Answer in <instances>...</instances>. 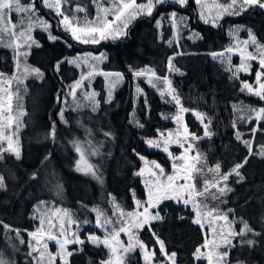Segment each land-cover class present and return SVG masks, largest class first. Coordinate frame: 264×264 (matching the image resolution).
<instances>
[{
  "label": "trees",
  "instance_id": "16d2710c",
  "mask_svg": "<svg viewBox=\"0 0 264 264\" xmlns=\"http://www.w3.org/2000/svg\"><path fill=\"white\" fill-rule=\"evenodd\" d=\"M35 2L39 15L51 23L57 39L51 41L47 36L37 34L40 45L32 50L30 62L44 74V79L34 82L38 87L30 88L33 93L28 98L33 97L35 105L29 104L24 120L18 121L20 159L4 152L0 161V175L5 177L6 185L0 188V258L5 264H36V253L29 255L31 239L28 233L37 231L39 227V220L34 217H37L36 210L41 202L54 201L68 209L80 224L82 216L90 221L89 226H82L81 237L87 240L89 233L96 232V214L92 208L109 209L110 204L115 203L123 211L132 212L137 201L146 202L148 194L142 178L136 175L143 167L140 156L157 161L167 172L170 170L168 155L152 149L147 142L156 139L159 133L175 128L172 115L178 106L168 97L161 96L156 87L142 80L139 83L144 94L137 98L134 71L151 69L157 78L171 79L181 104L189 109L186 123L190 133L201 137L193 140L203 159L201 166L215 169L219 164L222 175L242 163L248 155V148L236 138L237 131L244 140L252 137L254 153L262 151L264 130L256 131L253 136L251 129L256 121L248 122V114L251 108L264 107V101L241 91L242 81H252L253 74H239L237 79L211 54L224 52L230 47L227 31L236 24L244 25L257 42L264 45V10L252 8L238 17H225L213 27L201 20L195 0H189L184 8L166 3L156 6L151 16L135 19L125 37L84 45L62 29L58 17L44 7L41 0ZM75 5L85 7L92 15V0H70V4L65 6L69 15ZM172 11H177V17L183 16L187 20L186 30L177 32L170 19ZM90 52L102 54L105 58L101 67L103 72L120 73L124 75L125 82L109 100L104 81L98 78L93 89L95 102L83 104L84 101L79 100L76 105L68 98V91L70 93V86L81 73L77 67L69 66L67 60ZM170 57H174V70L171 71L168 65ZM57 61H64L58 72L54 70ZM14 69L13 52L0 46V73L11 75ZM13 88L17 89L14 85ZM21 95H24L23 91ZM65 98L70 100L69 109L64 107ZM238 108L245 111L243 119L239 117ZM192 112L206 118L211 138L204 137L203 128ZM106 132L110 135L106 136ZM74 142L81 148L86 147L89 151L92 148L96 152L95 155L90 154L89 160L101 179L91 173L77 171L80 154L76 152ZM239 171L243 179L230 176L225 183L231 191L226 190L221 196L218 194L219 198L211 200L212 205L228 216L237 231L242 227L240 220L243 218L256 231L264 233V158L253 154ZM203 173L195 180L198 183L211 181V171ZM159 209H164V220L152 221L151 225L164 241L166 249L176 253L177 264H196L195 250L204 244L206 237L203 230L192 223L194 213L189 207L171 200L161 203L156 211ZM110 214L112 216V212ZM250 238L260 242L253 249L232 248L229 256L232 264L237 259H246L250 264H264V239ZM137 239L156 249L159 247L147 226L138 232ZM71 249L75 252L69 258V264H101L109 258L108 249L101 245L75 244ZM78 249L82 250L76 251ZM124 262L144 264L143 254L140 250L129 252Z\"/></svg>",
  "mask_w": 264,
  "mask_h": 264
},
{
  "label": "snow or ice",
  "instance_id": "6c2138e0",
  "mask_svg": "<svg viewBox=\"0 0 264 264\" xmlns=\"http://www.w3.org/2000/svg\"><path fill=\"white\" fill-rule=\"evenodd\" d=\"M93 3H97V0H92ZM41 3L44 7L52 10L55 12L57 16L61 17L59 21L62 25H64L67 31H70L72 38L77 40L80 43H93L97 44L103 39L109 38V36H116L118 34H124L123 29L127 28V23L130 19H134L138 15H152L154 8L158 5H163L166 3H174L178 5L180 8H184L188 5L189 0H146L145 3H137L136 0H112V4L110 6H102L97 3V8L102 9L104 12V16H100L97 14L91 20H88L85 26L74 25L73 21L78 19L75 16H70L66 14V9L64 6L70 4V0H41ZM195 3L198 6H202V0H195ZM217 7L223 9V11L229 15H240L242 12L248 11L250 8H258L264 10V0H228L226 4H219ZM74 10L76 12H86V8L80 5H75ZM38 11L35 0H28L27 3H23L22 0H0V34L7 35L9 37L7 41V46L13 48L15 50V58L16 64L19 66V59L20 55L27 56V52L21 53L19 48L21 44L18 42V38L24 37L26 31H30L32 25L29 24L27 29H23V18L27 17L31 20V15ZM13 13H16L21 16V30L16 31L18 25L13 20ZM111 15L112 19H107V16ZM200 18L204 20L205 23H208V19L206 18L205 14L201 12ZM170 19L173 21V25L175 26L177 20V11H172L170 15ZM181 20L184 18L181 17ZM44 24L45 30L49 27L46 23ZM159 24V21H157ZM215 26V22H213ZM115 26V27H114ZM51 39H56V37H50ZM28 40H31L32 37L29 35L27 37ZM171 43V42H169ZM38 46V45H37ZM30 47V45H29ZM228 52H232V49H227ZM223 56V53L219 54ZM174 57H170L168 61L169 70H174L172 66V59ZM257 59L256 56L252 55L251 53L244 56L242 54V62L237 67V73L239 72H247L250 69V65L247 64L245 61L255 60ZM64 61H57L54 65V70L59 71L60 64ZM75 61H73L74 63ZM259 67L260 71L255 73V83L257 86H253L249 84L247 81H242V88L241 91H246L249 95L258 97L260 101H264V49L261 50V55L259 58ZM26 71L35 72L38 76H42L43 74L39 71V69H25ZM146 73H151V75H155L151 69H145L143 71H134L133 75L135 77L144 76ZM106 76L115 75L117 77L116 80L110 82V87H114L115 84L122 79L120 73L110 74V73H103ZM92 73H89L88 76H91ZM234 75H236L234 73ZM15 76L12 77H5L3 73H0V85H3V94L0 95V140H7V147L0 146V154L6 151H11L16 159H20V152L19 149H13V136L15 132L10 131L13 125V96L15 95L14 92L10 91L12 80L15 79ZM236 78L239 79V76L236 75ZM77 81L74 85L70 86V94L73 96L75 95V91L77 88L81 86L82 80ZM162 80L164 83L168 85L169 94L171 95V99L175 102L178 106V112L175 115L174 119L177 125H181L183 121L182 113L189 111L181 104L180 98L175 94V90L171 89V84L167 80V77H160L158 78ZM148 83L151 84L153 87L156 85L153 83L151 79L148 80ZM137 93H140L142 90L139 86L136 88ZM165 93L161 91V96ZM95 93H92L89 99H93L95 97ZM109 99H111V91L109 92ZM95 102V101H94ZM95 110V108L93 109ZM249 122L251 120H255L256 124L251 129V132L254 136L255 132L258 130H264V125H261V121H264V107L259 108H251L249 109ZM197 119L204 124V137L211 138L212 133L208 130V124L205 123V117L202 114L196 113ZM60 117L63 120V112L60 113ZM210 123V121H209ZM141 127L143 125H140ZM235 127V124L233 125ZM19 130V124L17 123L16 131ZM52 135H55V127L53 126ZM106 136L110 135V133H105ZM182 137V138H181ZM236 138L241 140V142L248 148V155L245 157L242 163L236 164L230 172L220 174V165L217 164L215 166V173L218 177L215 181H205L203 190L196 189L195 186V179L196 177L192 176L193 171H202L201 169H197L195 167L196 163H199L202 159L199 153H196L195 156L190 157L188 154L192 151V143L191 140H198L201 137L196 136L194 133H190L187 126H183V132L181 133L179 130L173 133H159V138L156 140H149L148 146L161 148L166 153H168L169 157L172 158L174 161L179 160L182 161L180 164H173V172L174 174L168 175L166 182L161 181L160 177L164 175V169L153 162L154 169L157 171H151V175L156 177V180L153 182V186L149 187L148 189V200L146 202L147 206H144L142 213H128L127 217H135V220L131 226H134L137 229L144 228L145 226L148 227L149 231L151 232L152 237L154 238L155 244L158 245V249L155 247L149 246L145 244L143 241L137 240L136 246L138 247L142 254L144 264H176V253L169 252L166 249L164 241L160 238L159 234L155 231L149 221H163L164 216L162 213L164 209H159L154 213H149V206H158L159 204L163 203L165 200H173L177 204H183L185 208H188L191 205V211L195 214L192 223L199 225L201 229L205 227V221H208V224L211 228L213 233L216 232L215 227H211L212 223L216 220H224L229 223V227L227 230V234L225 235L224 232H220V235L223 238L224 244V251H219L220 245L216 243L214 239L209 240L205 239L203 245L198 247L195 250L194 258L199 260L203 258L207 261V264H232L229 260L230 250L232 248H236L237 246L246 247L248 249H253L260 241L251 239L250 236L254 237H261L264 239V233L256 231L254 227H251L249 223L243 218H241L240 222L242 227L237 231L232 227V222H229L228 216L225 214L223 216L214 215L215 209H207L206 205H203L201 201L196 199V197L204 196L205 194H211L213 198H215V194L211 193V188H216L217 192L220 195H224L228 186L226 181H228L229 177L235 175L240 177L242 180L243 177L240 173V169L244 167L245 164L248 163V159L253 155H260L264 158V146H262V151L260 153L253 152V144H252V137L247 140L242 138V135L239 131L236 132ZM181 146L185 148V152L180 156H174L173 153L169 152L168 145L173 142V140ZM74 147L77 153L80 154V159L77 161V171H85L86 173H91L97 179H101L100 176L94 171V167L91 164L85 162V166L81 168V162L85 160L84 152L80 144L74 142ZM92 155H95L96 152H92ZM139 155V154H137ZM141 160H144L143 156L139 157ZM195 161V163H189V160ZM147 163V161H145ZM209 171H213V169H209ZM144 170H141L136 173V175L141 176L143 175ZM178 175L180 179H184V184H177L176 181L178 179ZM35 179V175L32 177ZM191 180L193 183H188ZM239 182V181H238ZM223 184V186H221ZM5 177L0 175V188H5ZM43 203V202H41ZM139 201L137 204L139 205ZM232 211V210H230ZM97 220L96 226L98 228H105L106 224L110 223L111 221L104 220L103 222L100 220V216L102 213H99L97 210ZM68 213L66 211H61L60 209H56L52 216L48 217L47 219L43 216L34 217L39 219V227L35 232H29L28 235L35 240L36 245L42 244V237H46L48 241H55L58 245V252L56 254L48 253V264H55L56 257L59 256L61 264H69L68 257L73 255V251H69L66 248V245L69 243L73 244H80L83 245L85 243H92L97 246L103 244L105 247H108L112 253V257L108 261H101V264H123L124 262V255L129 251H134L135 248L132 244L124 245L122 242L118 241V236L121 232H128V228L121 226L118 229H113L112 232L106 236L104 239H101L99 236L89 233L87 240L80 239L79 236H76L73 233V239H67V228L72 224L76 223L72 221L70 218L65 222L64 217H67ZM120 216L124 217L125 214L123 210L120 211ZM55 219H54V218ZM181 220L184 219L183 216L180 217ZM85 224L90 223V221L85 220ZM7 228V225H4ZM79 226L77 225V230ZM55 230V231H54ZM63 237V239H61ZM131 238V237H130ZM116 241L119 245V248L113 247L109 241ZM21 243H25V241L21 240ZM28 247L31 249L29 255H32L33 252L37 253V256L34 257L36 260V264H43V260L45 257V250L47 249V243L44 242L42 244V248L35 247L31 243L28 244ZM202 249H206L207 251L204 252ZM82 249H78L79 251ZM0 264H5L3 258H0ZM235 264H250V262L246 259H237Z\"/></svg>",
  "mask_w": 264,
  "mask_h": 264
},
{
  "label": "rangeland",
  "instance_id": "374dc122",
  "mask_svg": "<svg viewBox=\"0 0 264 264\" xmlns=\"http://www.w3.org/2000/svg\"><path fill=\"white\" fill-rule=\"evenodd\" d=\"M22 2L23 3H27L28 0H22ZM136 2L137 3H145L146 0H136ZM227 2H228V0H202V6H198L197 5L198 10H199V15L201 14V12H203L205 14L206 18L208 19V23H205L204 20H202V19L201 20L205 24H208L210 26L216 27V26L219 25V23L225 17H229V16L238 17L239 15H229V14L225 13L223 11V9L217 7V5L226 4ZM97 3L102 5V6H110L112 4V0H97ZM97 3H93V13H92V15H90L87 11L86 12H76L75 10H73L72 13L70 14V16H75V17L78 18V19L73 21V24L74 25H79V26H85L87 21L93 19L94 17H96L97 14H99L100 16L103 17L104 16V12L102 11V9L97 8ZM64 8H65V6H64ZM249 10H252V8H250ZM52 12L55 14L54 11H52ZM242 13H244V12H242ZM66 14H68L67 11H66ZM12 15H13V20L18 25V27L16 29V31L18 32V31L21 30V25H20L21 16L16 14V13H13ZM140 16H149V15H138L134 19H130L128 21V23H127V28L123 29V33L124 34H118V35H116L114 37L113 36H109V38L103 39L97 44H100L101 42L106 41V40H119V39L125 37L127 29L130 26V24L135 19H137ZM57 17H58V19L60 21L61 17L60 16H57ZM180 18L181 17H177L176 24L174 26L176 28L177 32H179L180 29L186 30L185 26H187V20L184 17H183L184 18L183 20H181ZM107 19L111 20L112 16L108 15ZM41 21L46 23L47 25H49L47 30H45L44 24H42ZM213 22H215V26H214ZM29 24L32 25L31 30L30 31H26V34H25L24 37L18 38V42L21 44V47L19 48V51L21 53H24L25 51L28 53L27 56L20 55L18 57V59L20 61L19 66H17V64H16L15 50L13 48H10V47L7 46V41L9 39V37L7 35L0 34V46H1V48L10 49L13 52V54H14L15 69L13 71V74L10 75L9 73H4V72H3V74H4L5 77H12V76L16 77L15 79L12 80L11 87H10V91L15 93V95L13 96V109H14L13 116H14V119H13L12 129L10 131L15 132V135L13 136V149L18 148L20 153H21V150H20V140H21V138H20L19 132L17 131L18 133H16L15 126H17L18 121L22 122L24 120L23 117H25V115H26L25 112H27V106L29 104H30V106L35 105L33 97L32 98H28V96L33 93V91L30 88L33 89V87H38V86H34V82H42L43 79H44V74L41 71L40 72L43 75L42 76H38L35 72L26 71L25 69H37L30 62V56H31L32 50L35 47H38L40 45L39 44V39L37 38V34L41 33V34L47 36L48 39L51 40V41H55L57 39V37L53 34V28H52L51 23L46 18H44L43 16L39 15L38 11L31 15V20H29L27 17L23 18L22 28L23 29H27ZM158 25L160 26V22H159ZM61 27H62V29L64 31H66L68 34L71 35L70 31H67L65 29L64 25L61 24ZM227 32H228V36L231 39V44H230L229 48L232 49V52H228L227 49H229V48H227L224 52H220V53H223V56H220L219 55L220 53L211 54V56L213 58H215L217 61H220L221 64L222 63L225 64L226 69L228 71L232 72L233 74L234 73L236 75L243 74V75H247V76H251L253 74V80L252 81L249 80L247 82L249 84L253 85V86H257L258 87V85H256V83H255V73L261 70L260 67H259V58H260V55H261V50L264 49V45H261L260 43H258L257 40L255 39V37L253 36L252 32L248 28H246L244 25H242V24L231 25L228 28ZM29 35L32 37L31 40L27 39V37ZM50 37H56V39H51ZM75 41H77V40H75ZM81 44H84V43H81ZM97 44L87 43V45H97ZM29 45H30V47H29ZM84 45H86V44H84ZM249 53H251L252 55L256 56L257 59L250 60V61H245L247 64L250 65L249 71H247V72H243L242 71V72L237 73V71H236L237 67L242 62V54L244 56H246ZM104 59L105 58L103 57L102 54H95V53H91L90 52V53L79 54L77 57L70 58V59L67 60L69 66L77 67L80 70L81 76H80V78L77 81H81L82 77H84V79L82 80L81 86L76 89L74 96L72 94H70L69 91H68V98L71 99V102H73L74 104L77 105V104H79V100H83L84 101L83 104H85V103L89 104L93 99H89L88 97H90L91 94L94 93L93 89L95 88V83L98 80V78H102L103 81H104V88H105L106 94L108 96V99H109V92L110 91H111V99H112V97L115 95L116 91H118L122 87V85L125 82L124 75H122V74H121L122 79H120L119 82L117 84H115L114 87H110V82L113 81V80H116L117 77L115 75L106 76V75L103 74L105 72H103L101 67H102V63L104 62ZM73 61H75V62L73 63ZM255 64L257 66H256L255 72H253L252 69H253ZM143 70H145V69H143ZM143 70H140V71H143ZM89 73H92V75L88 76ZM110 74H115V73H110ZM149 79H151L153 81V83L156 85L155 87L158 89L160 94H161V91H164L165 94L163 95V97L166 96V97L169 98L170 101H173L171 99V95L169 94L168 85L166 83H164L162 80H159L155 75L154 76L151 75V73H146L144 76H141V77H135V95H136L137 98H139V95H143L144 94L143 87L139 83V80H142L145 83L149 84L148 83ZM167 80L171 84V89H174L173 86H172V83H171V79L168 78ZM76 82H74L72 85H74ZM13 85L17 89L13 88ZM149 85H151V84H149ZM137 86H139L140 89L142 90L140 93H137V91H136ZM21 91H23V93H24L23 96L21 95ZM18 92H20L19 93L20 95H17ZM2 94H3V85H0V95H2ZM175 94H176V91H175ZM18 97H19V100L17 101ZM23 98H24V100H23ZM68 98L67 99L65 98L63 100L64 107H66L67 109H69L68 106L70 105V102H69L70 100H68ZM17 110H19V111L17 112ZM238 111H239L240 119H243V117L245 116L244 109L238 108ZM177 112H178V108H177V111L175 112V114L172 115L173 121L175 123V128L164 132L165 134H167V133L175 134L178 130L182 133L184 125L187 126V128H188V130L190 132V129H189L187 123H186V114L188 113V111L182 113L183 121H182V124L179 125V126L177 125V123H176V121L174 119V117L177 114ZM196 113H198V112H192V114L197 118V116L195 115ZM249 116H250V114H248V122H249ZM197 120H198L199 124L201 125V127L203 128V131H204V124H202L199 119H197ZM205 123L208 124V121L206 120V118H205ZM20 127H21V125H20ZM158 138H159V136L156 139H158ZM156 139H153V140H156ZM191 143H192V151H191V153L188 154L190 157L195 156V154L198 153L197 150L195 149V143L193 142V140H191ZM0 146L7 147V140H0ZM186 147H187V144H185L184 147H181L175 141V139L173 140L172 143H170L168 145L169 152L173 153L174 156H180L181 154H183L185 152V148ZM151 148L152 149H157V150H160V151L164 152L162 150V147L161 148L151 147ZM82 151L84 152L85 160L83 162H81V168H83L85 166V162L90 164L89 156H91L90 154L93 152V149L91 148L90 151H89L86 147H83ZM6 153L13 154L11 151H6ZM164 153H166V152H164ZM166 154L168 155V153H166ZM3 155H4V152L2 154H0V156H1L0 157V161H1V158H2ZM168 157H169V155H168ZM145 161H147V163H145ZM169 161H170V170H168V172L160 164V166L164 169V175L161 176L160 179H161V181H164V182H166V179H167L168 175L174 174V172H173V164L174 163H176V164L182 163V161H179V160H175L174 161L170 157H169ZM202 161H203V159H201L199 163L195 164V167L197 169H201L202 171H199V172L193 171L192 172V176L201 177V176L204 175L203 171L205 172V171L209 170V169H206L205 165L201 166V164H202L201 162ZM153 162L159 164L157 161L149 160V159H145L144 158L143 167L141 169V170H144V172H143V175H141L140 177L142 178V182L144 184V187L146 189L147 194H148L149 187H152L153 186V182L156 180V177L151 175V171L150 170L158 172V170L154 169ZM189 163H195V161L190 159ZM214 170L215 169L213 168V171H211V181H215V180L218 179V177H217V175H216ZM82 172L86 173L85 171H82ZM198 182L199 181H196V180L194 181L196 189L203 190V186H204V182L205 181H200V183H202V184H200ZM176 183L177 184H184L185 180L184 179H180L179 175H178V179H177ZM188 183H193V181L189 180ZM221 186H223V184H221ZM212 190L215 191V192H212ZM210 191H211V193L215 194V198H213V196L211 194H205L204 196L196 197V199L201 201L203 205L207 206V208L205 210H207V209H215L216 211L214 212V215L223 216L224 214L219 212V209L217 208V206L212 205V202H211L212 199L216 200L221 195L218 196L219 193L217 192L216 188H211ZM147 200H148V198H147ZM147 200H146V202H147ZM165 201H170V200H165ZM171 201H173V200H171ZM146 202L145 203H139V205L136 203V209L134 211H132V212L123 211L124 214H125L124 217L120 216V211L122 209L115 203H111L110 206H109V209H101V207L92 208L91 211L94 214H96V220H97V215H98L97 214V210H99V213H102V215L99 217L102 222L104 220L111 221L110 223L106 224L105 228H98L96 226V220H95L94 228H95L96 232L94 234L99 236L101 239H104L106 236H108L112 232L113 229H118V227L120 228L121 226L127 227L128 228V232H121L119 234L118 238H117L118 241L122 242L124 245L132 244L134 246V248H135L134 251L140 250L138 247H135V246H136V242L138 240L137 239V234L143 228L137 229L134 226H131L133 224L134 220H135V217L129 218V217H127V214L128 213H133V212L142 213L144 206H147ZM180 205H183V204L181 203ZM158 206H149V213L156 212ZM189 208L191 209V205H189ZM56 209H60L62 212L66 211L68 213V216L64 217L66 223H67V220L69 218L72 221L76 222V223L72 224L71 226H68V228H67V239L72 240L73 239V233H75L76 236H79V238L82 239V237H81V233L83 232L82 226L83 225L89 226V223H87V224L84 223V221L87 220V219H85V217L82 216L80 218L82 220V224H80L79 221L75 220L74 216L72 215V213L68 209L62 207L59 204H56L54 201H52V202H49V201L47 202L46 201V202L41 203L38 206L37 210H36V216L37 217L43 216V217H45L47 219L48 217L52 216V214L55 212ZM111 212H112V216L110 214ZM151 222L152 221H149V223H151ZM77 225L79 226L78 230H77ZM211 227H215L216 228V232L215 233H213L211 231V228H210V226L208 224V221H205V227H204V229H202L203 232H204L205 237L207 239H209V240L214 239L216 241V243L218 245H220L218 250L219 251H224L223 238L220 235H218V234L223 231L224 234L226 235L228 227H229V223L224 221V220H216V221H214L212 223ZM29 238L31 239V241H29V243H31L35 247L41 248L42 250H43L42 244L44 242L47 243V249L45 250V257H44V260H43V264H48L49 257H48L47 254L48 253L56 254L58 252V245L56 244V242L55 241H48L46 239V237H42L41 238L42 239V244L41 245H36L35 240H33V238L31 236H29ZM61 239H63V237H61ZM109 243L113 247L119 248V245L117 244L116 241H111L110 240ZM73 245H75V244L69 243V244L66 245V248L69 251L75 252V250L71 249V247ZM93 245H95V244H93ZM100 245L104 246L103 244H100ZM105 248H107L108 251H109V258H108V260H109L112 257V253H111V251H110V249L108 247H105ZM202 251L206 252L207 250L206 249H202ZM129 252H132V251H129ZM128 253H126L124 255V260H125V257H126V255ZM34 256L36 257L37 253ZM69 258L70 257H68V260H69ZM195 260H196V264H201V263L202 264H207V261L204 260L203 258H201L199 260H197V259H195ZM57 263L61 264L59 256L56 257L55 264H57ZM123 264H125V262H123ZM176 264H177V261H176Z\"/></svg>",
  "mask_w": 264,
  "mask_h": 264
}]
</instances>
